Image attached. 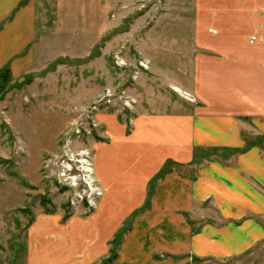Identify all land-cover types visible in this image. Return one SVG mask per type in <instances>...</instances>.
<instances>
[{
  "label": "rangeland",
  "instance_id": "374dc122",
  "mask_svg": "<svg viewBox=\"0 0 264 264\" xmlns=\"http://www.w3.org/2000/svg\"><path fill=\"white\" fill-rule=\"evenodd\" d=\"M208 1L24 0L20 3L24 6H18L0 23L1 31L22 8L29 6L36 29L24 52L6 55L0 64V264H39L40 258H44V264H82L74 258L77 250L57 262L55 251L63 248V243L52 247V252L41 251L38 246L50 245L46 238L49 233H69L65 231L67 226L73 228L78 220L97 222L100 213L112 205L106 200L100 163L103 170L129 171L143 187L150 176L142 174L144 150H139L140 155L130 151L134 144L129 143L130 169L115 167L112 161L110 166L103 157L98 160L100 149L111 151L110 146L101 144L110 141L101 117L115 114L130 126L139 113L186 116L190 111H209L210 104V112L214 113L212 98L201 97L200 103L192 91L196 77L199 82L203 78L200 60H212L215 66L233 61L238 54L227 47L236 44L264 53V7L254 6V0H221L214 6L206 5ZM230 15L240 20L235 22ZM221 17L228 22L211 21ZM263 57L259 69L264 71ZM15 62L19 65L13 71ZM4 69L10 70L8 79ZM105 98L111 101L108 106L101 104ZM220 108L216 111H232L225 103ZM237 111L238 115L249 116L244 123H234L248 142L243 149L263 148L264 152L263 138L256 131L261 126L264 130V112ZM172 122L169 130L185 126ZM130 127L131 137L140 135L133 131V123ZM142 135L138 147L144 145L147 155L160 151L171 155V147L160 146L159 141L152 142ZM168 142L171 141H165ZM164 147L169 148L163 151ZM213 151L201 149L190 160L181 155L183 163L179 164L168 158L165 176L172 170L189 176V166L196 172L218 160L225 167H235L230 162L231 150L218 149V157ZM191 160L194 161L189 163ZM154 178L147 182L148 189ZM258 179L264 183V176ZM83 181L91 183L92 192L85 191ZM255 189L264 193L263 188ZM146 210L135 212L128 227ZM211 219L215 222V215L198 219L196 224L203 225ZM47 228L57 229L46 231ZM71 232L72 229L68 235ZM117 246L114 263L105 262L111 254L101 258L102 249L83 264H117L122 244ZM200 264H264V242L250 255Z\"/></svg>",
  "mask_w": 264,
  "mask_h": 264
},
{
  "label": "crops",
  "instance_id": "0c3cea01",
  "mask_svg": "<svg viewBox=\"0 0 264 264\" xmlns=\"http://www.w3.org/2000/svg\"><path fill=\"white\" fill-rule=\"evenodd\" d=\"M23 1L0 0V23L10 17ZM254 1L257 8L264 7V2ZM220 2L221 0H210L206 5L214 6ZM225 3L226 1L223 6ZM230 16L235 17L231 18L235 22L240 20L235 15ZM222 18L211 21L228 22ZM35 33L34 15L29 6L24 7L15 20L0 31V64L6 55L14 56L24 52L30 46L29 42L33 40ZM195 37L199 39V36ZM227 49L238 54V57L233 61L221 62L219 66H215L212 60H200L199 70L200 73L203 72V78L201 77L202 81L199 82L196 77V83L192 88L199 102L201 97L212 98L211 103H214L216 108L214 113L210 112V104L209 111H190L191 113L188 112L190 114L186 116L157 115L148 112L139 113L133 122L130 121V126L133 123V131L140 135L145 132L142 136H146L150 141L157 140L160 146L165 144L171 147L172 150L168 151H171L173 156L164 155L161 151L147 155L144 145L138 147L140 135L131 137L128 121L121 122L115 114L101 117L103 126L108 128L110 135V141L101 144L105 147L110 146L111 151L105 152L100 149L98 160L103 157V162H108L110 166H113L110 162L112 161L115 162V167L119 165L127 168L129 166L127 149L131 143L134 144V148L130 151H135L139 155L140 149L145 151L146 160L141 157L140 161L141 167L145 169L142 174L150 176L142 187L140 181L132 179L129 171L121 173L115 169L103 170L100 163L99 172L107 191L106 200L112 205L100 213L97 222L94 219L85 222L78 220L73 223V228L70 226H67V230L62 228L69 233L72 229L70 235L64 231L57 233L55 231L57 228L45 229L46 231L52 229L55 232L46 236L51 242L50 245L38 246L41 251L52 252V247L63 243V248L55 251L57 262L68 259L73 250H77L75 260L82 264L98 255L102 249L101 258L104 260L111 254L112 241L124 228L127 231L119 244L122 246L117 264H200L209 260L224 261L250 255L261 242H264V193L255 189L256 187L264 190V183L258 179L259 176H264L263 148H253L246 153H239L248 142L243 138V133L235 129L234 124L236 121L244 123L243 121L249 117L244 114L238 115L237 110L264 112V71L259 69L264 53H260L255 47L240 48L238 44ZM244 62H250L252 65ZM18 65L15 62L13 71ZM221 103H225V107L229 106L232 111H216L221 109ZM172 121L185 125L182 129L186 132L176 126L169 130ZM261 127L257 126L259 129L256 131L264 141V130ZM170 133L178 135L172 138L169 137L172 135ZM167 140L171 142L165 143ZM173 142L176 144L172 145ZM169 147H164L163 151ZM201 149L214 150L213 153L217 157L220 156L218 149L231 150L230 162H234L235 167H225L218 160L210 162L207 168L196 172L189 166L191 168L189 176L172 170L158 182L150 181L149 189L147 188V182L159 174L168 158L175 159L176 164L183 163L180 160L181 155L190 160ZM221 161L225 160L221 157ZM103 166L105 167L104 163ZM256 180L261 182L262 186ZM146 204L147 210L137 216L129 228L128 221ZM210 215H215V222L211 219L203 225L196 224L198 219ZM35 249L39 250L33 247L34 251ZM53 254L54 252L51 255ZM43 259L40 258L37 262L44 264ZM64 263L68 261H63Z\"/></svg>",
  "mask_w": 264,
  "mask_h": 264
},
{
  "label": "trees",
  "instance_id": "16d2710c",
  "mask_svg": "<svg viewBox=\"0 0 264 264\" xmlns=\"http://www.w3.org/2000/svg\"><path fill=\"white\" fill-rule=\"evenodd\" d=\"M24 6L25 4L24 3H22L20 6ZM3 71H8V69H4ZM3 74H6L7 75V79H8V77L10 76V70L8 71V72H3ZM5 80L4 81V83L2 84V86H4L6 83H7V81L8 80ZM249 147V146H248ZM245 148V149H243V150H240L239 151V153H246L248 150H249V148ZM167 170H168V168H167V166H164L163 168H162V170L159 172V174L153 179V181H157L158 179H160V178H163L164 176H165V174H167ZM146 208H148V204H146L143 208H141L140 210H138L137 212H136V214L138 213V212H141V211H143V209H146ZM126 228H124V229H122L117 235H116V237H115V239L112 241V248H111V256H110V258L108 259V260H106L105 262H109V263H111V262H113V260L116 258V246L117 245H119L120 244V242H121V240H122V237L124 236V234L126 233ZM118 247V246H117ZM113 255V256H112Z\"/></svg>",
  "mask_w": 264,
  "mask_h": 264
},
{
  "label": "built area",
  "instance_id": "2783aa9c",
  "mask_svg": "<svg viewBox=\"0 0 264 264\" xmlns=\"http://www.w3.org/2000/svg\"><path fill=\"white\" fill-rule=\"evenodd\" d=\"M121 63V62H120ZM123 64V63H122ZM107 98H109V99H112V95H107L106 96ZM117 98H120V97H117ZM109 99H103L102 101H101V104L102 105H104V106H108L110 103H111V101L109 100ZM119 101H121V103H123V100H121V99H119ZM86 178V177H85ZM59 179V178H58ZM83 183L85 184V191H87V193H89V191H91L92 192V190H93V188H92V185H91V183H88L87 181H83ZM74 189H76V187L74 186ZM85 200V199H84ZM84 200H81V201H84ZM88 201H87V199H86V203H87ZM93 205H95V204H93ZM89 207H90V205H89ZM91 208V207H90ZM93 208V207H92Z\"/></svg>",
  "mask_w": 264,
  "mask_h": 264
},
{
  "label": "bare ground",
  "instance_id": "6f19581e",
  "mask_svg": "<svg viewBox=\"0 0 264 264\" xmlns=\"http://www.w3.org/2000/svg\"><path fill=\"white\" fill-rule=\"evenodd\" d=\"M81 162H84V163H85V160H83V159H82V161H81ZM94 207H95V205H93V208H94ZM66 241H67V240H66Z\"/></svg>",
  "mask_w": 264,
  "mask_h": 264
},
{
  "label": "water",
  "instance_id": "95a60500",
  "mask_svg": "<svg viewBox=\"0 0 264 264\" xmlns=\"http://www.w3.org/2000/svg\"><path fill=\"white\" fill-rule=\"evenodd\" d=\"M75 129V128H74Z\"/></svg>",
  "mask_w": 264,
  "mask_h": 264
}]
</instances>
